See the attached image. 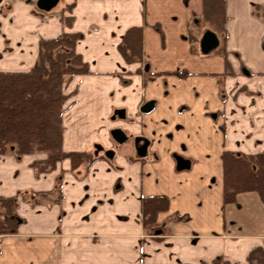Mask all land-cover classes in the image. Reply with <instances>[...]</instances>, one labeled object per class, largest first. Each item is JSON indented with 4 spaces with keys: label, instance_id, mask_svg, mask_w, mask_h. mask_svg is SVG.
Returning a JSON list of instances; mask_svg holds the SVG:
<instances>
[{
    "label": "crops",
    "instance_id": "1",
    "mask_svg": "<svg viewBox=\"0 0 264 264\" xmlns=\"http://www.w3.org/2000/svg\"><path fill=\"white\" fill-rule=\"evenodd\" d=\"M32 1L0 0V71L26 72L39 40L81 33L89 73L67 85L63 149L98 158L37 174L31 164L45 155H0V198L14 200L18 219L0 235V264H249L264 250V205L255 192L224 203L222 155L264 152V0H225L226 40L207 54L202 0H62L56 12L37 9L30 39L14 26L11 37ZM131 27L142 31L141 64L117 49ZM112 129L147 141L145 156L133 145L130 155L95 153L115 142ZM151 196L169 202L155 236L142 224Z\"/></svg>",
    "mask_w": 264,
    "mask_h": 264
},
{
    "label": "trees",
    "instance_id": "2",
    "mask_svg": "<svg viewBox=\"0 0 264 264\" xmlns=\"http://www.w3.org/2000/svg\"><path fill=\"white\" fill-rule=\"evenodd\" d=\"M202 20L226 40L225 0H202ZM261 15L264 16L262 9ZM81 33H62L54 39H41L36 59L26 72L0 71V155L44 154L31 167L37 174L50 173L59 162L69 160L72 170L89 168L97 156L63 149L65 104L72 94L65 92L73 77L87 75V65L76 52ZM222 44V46H223ZM221 46V47H222ZM127 65L141 64L143 59L140 27L126 30L117 46ZM224 203H232L241 193L255 192L264 205V152L239 155L225 151L222 155ZM162 196L146 197L141 202L142 224L146 234L161 232L157 215L168 208ZM14 200L0 198V235L14 234L18 219L13 212ZM249 264H264V250L254 248L247 256Z\"/></svg>",
    "mask_w": 264,
    "mask_h": 264
},
{
    "label": "water",
    "instance_id": "3",
    "mask_svg": "<svg viewBox=\"0 0 264 264\" xmlns=\"http://www.w3.org/2000/svg\"><path fill=\"white\" fill-rule=\"evenodd\" d=\"M58 2V0H39L37 2V7L45 10V11H49L50 9H52L54 7V5ZM219 46V39L217 37V35L212 32V31H206L200 42H199V50L202 54H207L213 50H215L217 47ZM145 70H148V67L146 66ZM153 108V102H147L145 103L140 111L141 113H149ZM116 115H118V117L123 118V114L124 111L120 110V111H116L115 112ZM114 119V117H113ZM111 137L113 138V140L118 143V144H123L125 143V141L127 140L125 133L121 130V129H113L110 132ZM143 141V144L141 146H138L139 142ZM134 144H135V150H136V154L138 157H143L145 156L146 150H147V141L141 139V138H135L134 139ZM113 155V153L108 152L106 153V157L107 158H111Z\"/></svg>",
    "mask_w": 264,
    "mask_h": 264
},
{
    "label": "rangeland",
    "instance_id": "4",
    "mask_svg": "<svg viewBox=\"0 0 264 264\" xmlns=\"http://www.w3.org/2000/svg\"><path fill=\"white\" fill-rule=\"evenodd\" d=\"M61 3H62V0H59L55 5H54V7L51 9V10H49L48 12H56L57 10H59L60 8H61ZM37 5V3L35 4V1H32V3H30L29 4V7H30V9H31V11L33 12V15L31 14L30 16H27V14H26V12L25 11H17L18 12V14H19V16H20V19H21V21L17 24V22L14 20V22H13V24H12V21L10 22V35H11V37H15V35H17V30H16V32H15V34L13 33V30H12V28H13V26L14 27H17V28H19V33H25V36H26V39H30L29 37H31V33H33V31H34V28H35V26H34V21L32 20L33 19V17L34 16H36L37 15V9H38V7L36 6ZM5 9H12V8H10V6H8V7H4ZM49 14V13H48ZM47 14V15H48ZM25 17H24V16ZM22 17H24V18H22ZM12 19V18H11ZM203 25H205L203 28H202V25H201V28H200V31L201 32H203V30H204V28L205 29H212V27L209 25V24H207V23H205L204 22V24ZM1 33V32H0ZM13 33V34H12ZM205 33V32H204ZM217 36H219L220 37V35H217ZM40 41V40H39ZM30 42V41H29ZM21 43H22V40L21 41H18L17 42V44L19 45V46H21ZM39 43V42H38ZM25 45H28L27 47L29 48L30 47V44L29 43H25ZM17 48H16V46L15 47H13V48H11V51H19V48L16 50ZM20 49H21V47H20ZM37 51H38V47H37ZM28 52H31V50H29ZM27 55H29L27 58H26V60L28 61L30 58H31V56H30V54H27ZM26 55V56H27ZM18 59H19V57H17ZM11 60H12V58H11ZM12 63V62H11ZM10 66H14V63H12ZM74 78V77H73ZM66 89H67V86H66ZM66 89H65V92H66ZM67 93V92H66ZM68 94V93H67ZM65 107H66V110H65V112L67 111V106H66V104H65ZM65 112H64V114H65ZM63 117H64V115H63ZM115 117H117V115L115 114V116H114V118ZM63 125H64V123H63ZM66 130V129H65ZM113 130V129H112ZM112 143H113V141H112ZM131 143H132V141H130V137H128V139L125 141V143H123V144H116L115 142L112 144V146L109 148V147H107V148H105L104 150L105 151H107V150H109V152H111V153H114V151H116V152H118L119 150H121V151H123V152H125L126 154H131L132 153V149H131ZM104 151V153H102V155H103V157H105L106 158V152ZM93 152H91L90 154H92ZM37 155H41L40 153H36ZM11 155V154H10ZM32 155H34V154H32ZM44 155V154H43ZM14 156V155H13ZM26 156V155H25ZM23 157V156H22ZM42 160V159H41ZM59 163H61V162H59ZM58 163V164H59Z\"/></svg>",
    "mask_w": 264,
    "mask_h": 264
},
{
    "label": "flooded vegetation",
    "instance_id": "5",
    "mask_svg": "<svg viewBox=\"0 0 264 264\" xmlns=\"http://www.w3.org/2000/svg\"><path fill=\"white\" fill-rule=\"evenodd\" d=\"M117 116H118V115H117ZM134 139H135V138H134ZM134 139H133V144H132V145H133V147L135 148ZM117 144H118V143H117ZM142 144H143V141H142V142L140 141V142L138 143V146H141ZM120 145H121V144H120ZM102 151H103V152L105 151V150L103 149L102 146H96V147H95V153H99V152H102ZM105 152L108 153L109 150H107V151H105Z\"/></svg>",
    "mask_w": 264,
    "mask_h": 264
}]
</instances>
